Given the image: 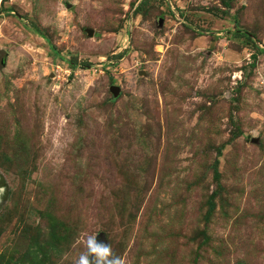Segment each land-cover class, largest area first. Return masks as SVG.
<instances>
[{"label": "rangeland", "instance_id": "obj_1", "mask_svg": "<svg viewBox=\"0 0 264 264\" xmlns=\"http://www.w3.org/2000/svg\"><path fill=\"white\" fill-rule=\"evenodd\" d=\"M90 235L264 264V0H0V264Z\"/></svg>", "mask_w": 264, "mask_h": 264}, {"label": "clouds", "instance_id": "obj_2", "mask_svg": "<svg viewBox=\"0 0 264 264\" xmlns=\"http://www.w3.org/2000/svg\"><path fill=\"white\" fill-rule=\"evenodd\" d=\"M125 264L124 260L116 255L110 244L98 242L97 236L90 235L86 239L85 251L81 252L75 260V264Z\"/></svg>", "mask_w": 264, "mask_h": 264}, {"label": "water", "instance_id": "obj_3", "mask_svg": "<svg viewBox=\"0 0 264 264\" xmlns=\"http://www.w3.org/2000/svg\"><path fill=\"white\" fill-rule=\"evenodd\" d=\"M88 33H89L90 35H92V34H93V30H92V29H89V30H88ZM110 91L113 93L114 96H117L118 93H119V87L116 86V85H111V86H110ZM92 264H95V258H94V257H93V259H92Z\"/></svg>", "mask_w": 264, "mask_h": 264}]
</instances>
